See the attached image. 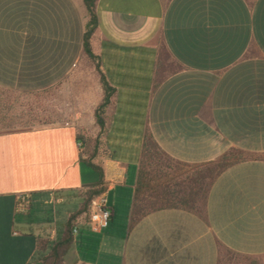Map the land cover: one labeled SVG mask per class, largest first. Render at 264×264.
<instances>
[{
    "label": "crops",
    "instance_id": "obj_1",
    "mask_svg": "<svg viewBox=\"0 0 264 264\" xmlns=\"http://www.w3.org/2000/svg\"><path fill=\"white\" fill-rule=\"evenodd\" d=\"M96 11L92 60L85 0H0V106L3 93L48 105L35 126L0 130V264H44L68 223L62 264H223V249L261 264L264 0H98ZM231 149L252 156L216 178L203 215L166 207L131 224L143 164L142 189L159 190ZM99 188L112 215L93 232Z\"/></svg>",
    "mask_w": 264,
    "mask_h": 264
},
{
    "label": "trees",
    "instance_id": "obj_2",
    "mask_svg": "<svg viewBox=\"0 0 264 264\" xmlns=\"http://www.w3.org/2000/svg\"><path fill=\"white\" fill-rule=\"evenodd\" d=\"M97 1L98 0H85V4L89 12V22L87 24V29L84 37V49L86 54L92 60H96V56L92 51L91 39L97 25ZM102 83L106 94L103 103L96 110V118L97 123L101 127H104L102 114L105 107L110 101V92L103 76ZM147 146L150 147H147V150H153V154H155L157 157H162V152L159 148H157V144L154 140L149 138L147 140ZM251 156L252 155L250 153L243 150L231 149L229 152L225 153L219 160L203 166L197 172L191 175L184 176L174 183L166 184L164 187H162V189L148 191L142 189L147 184V182L143 181V164L139 175V184L135 195V204L133 208L131 224H136L142 217L152 211L166 207H181L203 215L205 213L208 192L210 191L216 178L234 163ZM145 158L146 153L144 159ZM87 163L95 168H98V166L90 160H87ZM102 191L103 188L95 189L94 191H92V194L99 195ZM146 192H148L149 195L145 196ZM153 197L156 198L154 199ZM71 242L72 230L71 225L68 223L65 238L55 243L49 255L44 259V264H62V255ZM227 251L232 252L230 250ZM244 258L246 262H250L251 264H253L254 261L251 260V258Z\"/></svg>",
    "mask_w": 264,
    "mask_h": 264
},
{
    "label": "rangeland",
    "instance_id": "obj_3",
    "mask_svg": "<svg viewBox=\"0 0 264 264\" xmlns=\"http://www.w3.org/2000/svg\"><path fill=\"white\" fill-rule=\"evenodd\" d=\"M42 96H38L37 100H29L26 97L14 96L3 93L1 96L0 106V130L11 129L16 127H30L35 126L36 122H41L45 119L46 102L41 99ZM62 113L61 110L55 109ZM167 163H171L177 168L178 164L164 159ZM173 166V168H175ZM182 168V167H181ZM186 168V167H185ZM189 169V168H187ZM221 261L223 264H234L245 262V258L242 255H238L227 250H222ZM256 262L264 264V257L258 258Z\"/></svg>",
    "mask_w": 264,
    "mask_h": 264
},
{
    "label": "built area",
    "instance_id": "obj_4",
    "mask_svg": "<svg viewBox=\"0 0 264 264\" xmlns=\"http://www.w3.org/2000/svg\"><path fill=\"white\" fill-rule=\"evenodd\" d=\"M30 203V197L23 195L19 198V207L23 208ZM111 210L108 206L107 196L103 193L95 196L90 202L89 225L93 232H102L111 221ZM77 228L73 232L76 233Z\"/></svg>",
    "mask_w": 264,
    "mask_h": 264
}]
</instances>
